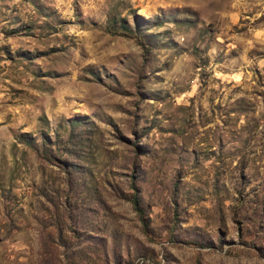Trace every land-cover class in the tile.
Instances as JSON below:
<instances>
[{
    "label": "rangeland",
    "instance_id": "rangeland-1",
    "mask_svg": "<svg viewBox=\"0 0 264 264\" xmlns=\"http://www.w3.org/2000/svg\"><path fill=\"white\" fill-rule=\"evenodd\" d=\"M0 264H264V0H0Z\"/></svg>",
    "mask_w": 264,
    "mask_h": 264
},
{
    "label": "trees",
    "instance_id": "trees-1",
    "mask_svg": "<svg viewBox=\"0 0 264 264\" xmlns=\"http://www.w3.org/2000/svg\"><path fill=\"white\" fill-rule=\"evenodd\" d=\"M120 28H121L122 30L126 31L127 33H134V31L132 30V28H130L128 25H126V24H124V23H122V24L120 25ZM117 29H118V28H117V23H115V22H113L112 20H110V23H109V30H110V32L115 33L114 31H117ZM132 203L134 204L135 209H136L138 212L142 213V208H141V206H140L139 199H138L137 196H136L134 199H132Z\"/></svg>",
    "mask_w": 264,
    "mask_h": 264
}]
</instances>
